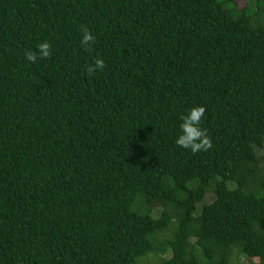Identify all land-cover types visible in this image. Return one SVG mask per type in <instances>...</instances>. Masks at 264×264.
I'll use <instances>...</instances> for the list:
<instances>
[{"label": "trees", "instance_id": "16d2710c", "mask_svg": "<svg viewBox=\"0 0 264 264\" xmlns=\"http://www.w3.org/2000/svg\"><path fill=\"white\" fill-rule=\"evenodd\" d=\"M149 256L264 264V0H0V264Z\"/></svg>", "mask_w": 264, "mask_h": 264}, {"label": "clouds", "instance_id": "9594fccd", "mask_svg": "<svg viewBox=\"0 0 264 264\" xmlns=\"http://www.w3.org/2000/svg\"><path fill=\"white\" fill-rule=\"evenodd\" d=\"M81 45L85 48H90L95 36L87 27H82ZM53 55V45L49 41L40 43L36 50H27L24 53L25 60L30 63H35L37 60H46ZM105 61L102 58H97L95 62L88 66L87 72L94 74L105 68ZM206 108L204 106H195L187 111L181 117L180 134L177 136L175 143L183 149H190L193 154L208 151L212 147V141L207 135L206 129L201 127L202 119L205 117Z\"/></svg>", "mask_w": 264, "mask_h": 264}, {"label": "rangeland", "instance_id": "374dc122", "mask_svg": "<svg viewBox=\"0 0 264 264\" xmlns=\"http://www.w3.org/2000/svg\"><path fill=\"white\" fill-rule=\"evenodd\" d=\"M239 2H240V1H239ZM203 204H204V203L199 204V205L197 206V213H199L200 208H201V206H202ZM158 261H160V258H159V257L149 256L147 259L142 260L141 264H153V263H156V262H158Z\"/></svg>", "mask_w": 264, "mask_h": 264}]
</instances>
